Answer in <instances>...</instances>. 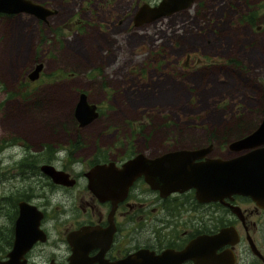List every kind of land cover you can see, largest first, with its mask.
Instances as JSON below:
<instances>
[{
  "label": "rangeland",
  "instance_id": "obj_1",
  "mask_svg": "<svg viewBox=\"0 0 264 264\" xmlns=\"http://www.w3.org/2000/svg\"><path fill=\"white\" fill-rule=\"evenodd\" d=\"M34 1L59 13H0L1 203L7 172L29 148L39 156L76 137L81 91L100 111L83 127L88 152L106 143L154 154L210 135L234 139L237 122L254 130L261 121L264 0H194L139 26L138 6L159 0ZM3 136L15 145L1 148ZM58 196L43 189L44 201Z\"/></svg>",
  "mask_w": 264,
  "mask_h": 264
},
{
  "label": "flooded vegetation",
  "instance_id": "obj_2",
  "mask_svg": "<svg viewBox=\"0 0 264 264\" xmlns=\"http://www.w3.org/2000/svg\"><path fill=\"white\" fill-rule=\"evenodd\" d=\"M54 9V14L59 13ZM97 110L99 115L98 105ZM85 125L78 124L81 130L63 146L45 145L42 155L34 156L29 148L19 159V167L7 172L10 192L6 191L0 202V260L7 264H117L141 250L160 254L192 245L193 256L180 264H264L263 195L257 200L251 194L231 193L204 201L197 198L195 188L161 190L141 175L129 185L122 199L100 200L90 189L86 173L99 163L114 162L120 166L136 153L119 154L113 151L117 144L110 148L106 143L94 144L93 152L86 151L89 142L83 134ZM236 131L241 133L234 139L253 130L236 126ZM2 138L1 148L15 145L6 141L5 136ZM234 139L210 135L202 143L180 148L209 147L197 161L231 158L258 147L264 149L263 143L235 150L230 147ZM168 150L147 155L153 157ZM44 155L47 159L43 161ZM43 164L66 173L63 181H55L42 171ZM260 165L264 168V161ZM261 177L264 182V176ZM44 188L53 194L58 192L57 199L42 200ZM21 202L41 212L38 227L45 237L37 238L27 248L26 239L15 243ZM30 212L27 209L31 219L27 226L34 232L38 213ZM199 239L202 240L196 244Z\"/></svg>",
  "mask_w": 264,
  "mask_h": 264
},
{
  "label": "water",
  "instance_id": "obj_3",
  "mask_svg": "<svg viewBox=\"0 0 264 264\" xmlns=\"http://www.w3.org/2000/svg\"><path fill=\"white\" fill-rule=\"evenodd\" d=\"M193 1L159 0L156 4L144 1L133 16V24L139 26L156 20L159 17L189 7ZM0 12H26L44 19L47 15L54 13L55 9L33 0H0ZM41 69L42 63L36 64L33 70L29 72L28 77L31 80L36 79ZM97 115V105L88 101L85 92H80L74 106V116L79 126L92 122ZM263 143L264 115L252 132L232 140L230 147L235 150H242ZM207 151H209V147L176 148L153 157L138 152L126 159L120 166L115 165L114 162L99 163L86 173L89 178V187L100 200L112 199L117 201L125 196L134 179L143 175L152 187L161 190L182 191L190 187L195 188L197 198L204 201L221 198L224 195H231V193L251 194L257 200L263 198L261 195L264 196V187H262L264 182H262L261 176H264V168L260 165V163L263 165L264 161L263 148L258 147L231 158L196 160ZM41 169L55 181H63L62 177L66 176V173L49 164H43ZM27 209H30L33 215L38 213L34 232L27 226L31 222L30 214H26ZM40 215L41 212L33 205L26 202L20 203V214L16 222V245L20 240L26 239L25 248H27L37 238H45L44 232L38 227ZM201 240L199 239L196 244ZM191 246L179 250L167 249L160 254L141 250L121 259L117 264H180L187 257L193 256L194 249ZM0 264L7 263L0 260Z\"/></svg>",
  "mask_w": 264,
  "mask_h": 264
},
{
  "label": "trees",
  "instance_id": "obj_4",
  "mask_svg": "<svg viewBox=\"0 0 264 264\" xmlns=\"http://www.w3.org/2000/svg\"><path fill=\"white\" fill-rule=\"evenodd\" d=\"M253 16H254V13L253 12H250L249 14H248V18H247V21L249 22V23H252V19H253ZM238 128H240V129H243V128H245L246 127V124L245 123H243V122H241V121H239V122H237V125H236Z\"/></svg>",
  "mask_w": 264,
  "mask_h": 264
}]
</instances>
